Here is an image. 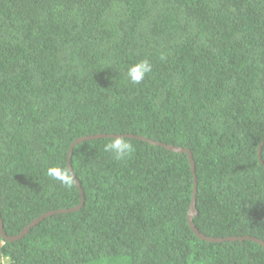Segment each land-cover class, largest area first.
Wrapping results in <instances>:
<instances>
[{
	"label": "trees",
	"instance_id": "trees-1",
	"mask_svg": "<svg viewBox=\"0 0 264 264\" xmlns=\"http://www.w3.org/2000/svg\"><path fill=\"white\" fill-rule=\"evenodd\" d=\"M136 136L191 152L199 233L264 241V0H0L3 231L83 192L0 235V264H264L198 237L187 154ZM68 161L79 187L46 175Z\"/></svg>",
	"mask_w": 264,
	"mask_h": 264
},
{
	"label": "water",
	"instance_id": "water-1",
	"mask_svg": "<svg viewBox=\"0 0 264 264\" xmlns=\"http://www.w3.org/2000/svg\"><path fill=\"white\" fill-rule=\"evenodd\" d=\"M101 136H105V134H98V135H94V136H85V137H80V138H77L73 141V143L71 144V147L69 149V154H68V160L70 159L71 157V152L73 150V147L79 143V142H82L83 140L85 139H92V138H95V137H101ZM110 136H114V135H110ZM133 136V135H131ZM137 138H140V139H143V140H146L147 142L151 143V144H160L162 146H165L166 148H168L169 150H172V151H175V152H185L188 156V159H189V162H190V165H191V170L193 172V177H194V182H193V196H192V199H191V202L189 204V209H188V213H187V219H188V223L191 227V229L193 230V232L200 238H203V239H206L208 241H222V240H243V239H250V240H253V241H256L258 243H260L262 246H264V241L262 240H259V239H256V238H253V237H249V236H232V237H225V238H214V237H208V236H205L201 233H199V231L196 229V227L194 226L193 224V221H192V217L197 213L196 211V208H195V192H196V181H195V173H194V161H193V158H192V154L191 152L188 150V149H185V148H180V147H175V146H171V145H163L159 142H155L151 139H147V138H144L142 136H136ZM264 144V138L262 140V142L259 144L258 146V150H257V153H258V157H259V160L262 162L261 160V147L263 146ZM68 168L71 169V165H70V162L68 161ZM72 170V169H71ZM74 181L75 183L78 185V187L80 186L76 177L74 176ZM80 193H81V201L80 203L75 206V207H72V208H69V209H63V210H53V211H49V212H46V213H43L41 216H39L38 218H35L34 220H32L30 222V224L28 226H26L18 235H14V236H8L6 235V233L3 231V223H2V220H1V216H0V235L7 239V240H15V239H18L20 237H22L32 226H34L36 223H38L39 221H41L43 218L53 214V213H56V212H63V211H73V210H77L79 207H81L82 203H83V192L82 190L80 189Z\"/></svg>",
	"mask_w": 264,
	"mask_h": 264
},
{
	"label": "clouds",
	"instance_id": "clouds-1",
	"mask_svg": "<svg viewBox=\"0 0 264 264\" xmlns=\"http://www.w3.org/2000/svg\"><path fill=\"white\" fill-rule=\"evenodd\" d=\"M151 71L152 65L148 60L142 59L128 67L127 78L130 82L139 84ZM104 151L112 154L117 161H122L128 159L135 148L128 138L116 135L105 143ZM46 175L66 187H71L74 183V174L66 167L50 166L46 170Z\"/></svg>",
	"mask_w": 264,
	"mask_h": 264
}]
</instances>
